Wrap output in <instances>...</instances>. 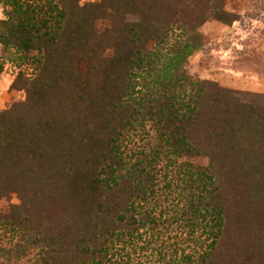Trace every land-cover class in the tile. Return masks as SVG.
Returning a JSON list of instances; mask_svg holds the SVG:
<instances>
[{"label":"trees","instance_id":"16d2710c","mask_svg":"<svg viewBox=\"0 0 264 264\" xmlns=\"http://www.w3.org/2000/svg\"><path fill=\"white\" fill-rule=\"evenodd\" d=\"M0 2V75L35 66L0 110V202L19 200L0 209V264H264V95L188 69L201 25L239 15L223 0Z\"/></svg>","mask_w":264,"mask_h":264},{"label":"rangeland","instance_id":"374dc122","mask_svg":"<svg viewBox=\"0 0 264 264\" xmlns=\"http://www.w3.org/2000/svg\"><path fill=\"white\" fill-rule=\"evenodd\" d=\"M88 1L100 0H80L81 4ZM223 1L224 8L239 15V19L232 23L211 19L201 25L203 47L190 57L189 72L196 77L215 81L245 100L261 102L264 95V0ZM4 17L5 7L0 2V19ZM127 18L131 21L139 19L134 14H128ZM89 64V59L82 58L77 62V67L86 75ZM34 68L32 64L20 66L12 60L6 62L0 75V110L25 99V92L15 88L13 82L21 71L32 76ZM188 159L197 164L208 161L202 156ZM18 202L13 194L9 200L0 202V209L7 210L11 203Z\"/></svg>","mask_w":264,"mask_h":264}]
</instances>
